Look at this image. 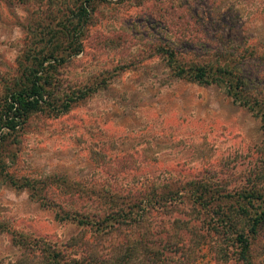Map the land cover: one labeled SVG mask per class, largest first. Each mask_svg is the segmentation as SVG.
Listing matches in <instances>:
<instances>
[{"label":"rangeland","instance_id":"1","mask_svg":"<svg viewBox=\"0 0 264 264\" xmlns=\"http://www.w3.org/2000/svg\"><path fill=\"white\" fill-rule=\"evenodd\" d=\"M70 1L0 0V103L17 76L26 27L45 24ZM85 28L79 53L56 77L64 90L91 85L96 92L56 117L32 113L2 132L0 264H119L126 243L135 248L127 264H244L233 243L183 215L190 214L184 204L110 234L60 216L100 213L88 195L135 193L144 179L254 191L264 201L259 118L223 88L174 78L154 52L169 46L186 59L238 57L245 90L264 103V0H106ZM249 261L264 264V223Z\"/></svg>","mask_w":264,"mask_h":264},{"label":"trees","instance_id":"2","mask_svg":"<svg viewBox=\"0 0 264 264\" xmlns=\"http://www.w3.org/2000/svg\"><path fill=\"white\" fill-rule=\"evenodd\" d=\"M105 1L71 0L68 6L53 13L51 18L48 17L45 24L26 27L28 39L25 50L17 60V76L0 103V139L3 138L4 130L13 132L17 126L25 124L32 113L41 112L49 117H56L96 92L95 86L91 85L62 89L56 77V69L79 53L74 49L80 48L79 40L84 36L90 13L96 4ZM154 52L166 62L174 78L223 88L231 103L254 113L264 127V103L257 101L245 90V82L237 66L238 57L234 59L232 55L214 52L209 56L193 55L186 59L182 52L169 46H157ZM258 55L254 54L260 60L261 56ZM261 65L264 67V62L261 61ZM140 184L143 188L127 195L91 193L87 199L98 201L103 208L102 212H63L60 219L90 226L97 234H110L117 233L120 229L130 231L132 226L143 221L146 213L184 204L189 206L187 209L190 214L183 215L200 219L208 232L217 238L225 237L236 246L237 260L251 264V240L263 226L264 207L248 211L243 205L247 203L249 206L254 200L264 206L259 193H223V189L216 190L215 187L195 183L193 180L182 184L167 181L156 186L154 181L144 179ZM126 244L129 246H120L125 251L119 254L120 259L117 258L119 264L123 261L127 264L135 251L130 246L131 243ZM133 244L140 245V241L136 240ZM138 248L142 249L141 246Z\"/></svg>","mask_w":264,"mask_h":264}]
</instances>
